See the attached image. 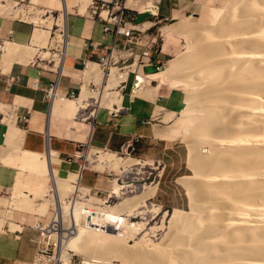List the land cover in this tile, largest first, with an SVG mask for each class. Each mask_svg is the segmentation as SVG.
<instances>
[{
	"label": "crops",
	"instance_id": "0c3cea01",
	"mask_svg": "<svg viewBox=\"0 0 264 264\" xmlns=\"http://www.w3.org/2000/svg\"><path fill=\"white\" fill-rule=\"evenodd\" d=\"M45 1L61 10V20L21 17L16 2L5 4L0 0V207L13 190L22 194L21 200L12 197L8 204L37 215L43 214L45 207H37L42 203L32 207L31 200L25 203L23 192L42 193L54 175L68 179L76 173L80 184L94 194L101 190L100 177L85 170L77 160L81 145L121 152L148 137L149 121L159 109L183 105V96L169 88L170 80L154 76L160 73L155 71L157 65L165 70L176 57L171 59L173 43L180 35L166 28L186 21L212 24L229 2L136 0L131 7L137 5V9L129 8L131 13L136 12L134 26L140 31L139 41L135 42L103 33L101 22L91 12L92 0ZM56 22L62 25L60 39L64 40L57 42L61 43L59 54L43 51L46 47L55 50L49 30ZM110 46L117 51L110 67L117 59L126 63L133 55L148 50L151 64H138L136 71L142 76L138 85H132L133 75H128L126 85L118 90L119 105L110 109L94 103L91 117L78 119L85 109L78 107L83 89L97 88L95 83H100L103 75L87 78L86 72L91 65L100 71L97 61ZM49 55L51 58H47ZM54 56L61 62L57 63ZM128 66L135 67L136 63ZM123 74L126 77L127 72ZM52 83L55 88L48 97ZM25 116L27 122L23 121ZM57 214L58 208L55 218ZM4 220L0 216V264H31L30 243L23 233L28 224ZM53 220L54 213L47 225Z\"/></svg>",
	"mask_w": 264,
	"mask_h": 264
},
{
	"label": "bare ground",
	"instance_id": "6f19581e",
	"mask_svg": "<svg viewBox=\"0 0 264 264\" xmlns=\"http://www.w3.org/2000/svg\"><path fill=\"white\" fill-rule=\"evenodd\" d=\"M252 2L250 3L252 8L260 10V15L262 13L264 15V0L259 4L257 0L255 1L257 4ZM253 5L258 6L253 7ZM232 21L220 23L215 28L205 27L206 29L201 32L202 35L197 36L195 42L190 43L191 49L188 55L179 62H174L170 68V78L178 74L182 68H191L183 81L190 82L193 86L197 83H208V85L205 84L206 88L190 93L192 98L190 111L196 113H192L194 116L186 119L195 125L194 132L192 131L194 133L192 136L195 137L190 139L194 140L197 137L199 139L207 135L210 137V143L213 142L206 155L198 151H195V158L192 155L197 165L196 175L199 178L196 184L193 186L191 184L198 195L196 213L194 212L195 215L192 218L186 219L177 213L178 211L174 212L168 228L169 230L177 229V233L173 235L168 245V252L164 250L167 255L164 253L166 256H162L163 259L159 255L163 251L160 250L161 252L157 254L159 250L156 249L157 251L154 252L147 248H145V257L142 258L143 249L139 250L140 247H137L139 251L137 249V252L132 251L123 247L124 240H120L118 243L120 246L117 244V248H120L113 251L112 247L110 250L111 253L115 252V256L118 251L117 257L124 261L123 264H264V54L262 51L264 49V46L262 47L264 16L263 23H255L250 30L246 21H242L240 26ZM188 24L187 22V24L173 26V31L183 35L189 27H192L191 33L198 28ZM204 39H209V42L212 39L214 43L201 46ZM110 65L111 63L104 70H107ZM93 66L91 65L88 70L90 75L99 73ZM109 71V75H104L102 81L107 77L109 81L116 83L123 78L122 73H119L115 67L111 66ZM161 71L154 76L163 78L167 72ZM103 85L105 89V83ZM198 86L202 88L201 85ZM231 92L237 95L235 100H230ZM103 93L92 94L84 88L79 99L81 106L78 107L84 108L85 101L93 97H97L102 103ZM218 106H230V108L237 106L239 113L237 116L234 115L236 118L231 119V122L228 121V125L224 124V128H210L212 125L215 126L214 120L220 121L216 117L220 115L216 114ZM220 117L223 115L221 114ZM196 144H191L193 145L191 147H195ZM52 178L54 179L53 198L59 204L57 219L55 224L53 220L51 225H45L40 230L49 236H57L60 251L58 254H60L56 264H61L65 259V249L69 246L76 247L79 242H82L83 235L88 232L84 220L85 216L94 212V208L88 209L90 213L83 212L84 208L82 209L81 206L71 209L64 201L66 189L73 192L75 197L83 193L89 194V189L80 184L81 179L78 174L70 175L68 179H62L56 175ZM65 181L71 183L77 181V185L74 183L75 185L68 186V182L65 184ZM21 195V193H14L13 200H21L19 197ZM23 201L25 203L28 201L25 196ZM119 218L118 220L121 221ZM180 224L183 226L180 227ZM87 236L93 238L90 235ZM89 241L92 240L89 239ZM181 242L187 244V247L183 248V244V247L179 245ZM83 247L85 246L81 247L84 250ZM99 250L95 248L92 252L98 255L106 253ZM86 261L87 264H95L97 261L105 262L97 258Z\"/></svg>",
	"mask_w": 264,
	"mask_h": 264
},
{
	"label": "rangeland",
	"instance_id": "374dc122",
	"mask_svg": "<svg viewBox=\"0 0 264 264\" xmlns=\"http://www.w3.org/2000/svg\"><path fill=\"white\" fill-rule=\"evenodd\" d=\"M7 1L17 3L15 5L16 8H20L21 10V13H18V16H32L38 18L50 17L53 21L61 20V10L54 9L53 7L49 6L46 4L45 0H1V2L5 4H7ZM255 1L229 0L225 8L218 12L217 19L212 24H205V22L202 23L198 21L192 23L191 21H187L189 23L188 26L192 24L191 26L195 25L193 27L198 28H196L195 31L191 33L190 29L192 27H189V29H186L185 34H179L180 36H178L176 41L173 43L174 51L172 52L171 56V59H173L176 55V57L173 59L175 61L171 60L172 62H169L166 69H162L164 72H167L162 78L163 81L170 80L168 83L169 88L173 89L177 93H180L184 98V103L178 109L164 108L159 109V112L156 115L153 114L148 124L150 127L149 135L148 137L143 138L142 142L131 145V147H129L124 153H114L105 151L104 149L93 148L88 145H81L79 147L77 160L81 162V165L85 168V170L95 172L100 177L99 180L102 181L101 190L97 191V194H94L90 188L84 187L82 185L84 188L89 189V194L85 195L83 191V194L75 197L73 192H69L66 189L64 192V201L68 208L72 209V207L81 206L82 209L84 208V211L82 210L83 212L89 211V213L90 210H93L94 208L93 211H96L99 214H97L96 218H93L92 226L88 224L85 216L86 221L84 220V222H86V224H83L86 225V228L88 227V234L85 233L83 235L84 237L82 242L77 244L79 247L73 246V249L72 246H69L67 247L68 249L66 248L67 250L65 249V259H63L61 264H80L82 260L92 258L104 260L110 264H123L124 261L117 257L118 251L116 252L117 256H115V252L111 253L110 250L112 247L113 251L119 249L120 247L117 248V246L119 245L118 243L120 240H124L123 247H127L132 251H135L137 247H140L139 250L143 249V252L140 251L142 252V258H144L146 254L145 248L154 250V252L159 250L156 252L157 254L163 251L161 252L162 254H159L161 257L167 255L165 252H168V245L173 239L172 237H174L177 233V229L169 230L168 228L170 226V219L174 212L178 211L177 213H180V215L184 216L186 219L192 218L196 213L195 208L197 205L198 195L197 192H195V190L191 187V184L192 186L196 184L199 178H197L196 175L197 165L194 163L195 161H193V156L195 158L194 154L197 151L206 155L210 150L211 143L213 144V142L210 143V137L207 135L202 136L203 139H198V137V140L196 138L194 140L190 139L194 136H192V134H194L192 131L194 132L195 125L194 123L186 121V119L190 116H194L192 113H196L195 111H190L192 106L190 103L192 100L191 94L196 93V91H199V89L202 90L203 88H206L208 83L202 82V84L197 83V85L193 86L190 85V82L187 83L183 81L184 78L190 73L189 71H191V68L180 69V72L178 74L176 73V75L173 76L174 79H172L173 77L170 78V68L174 62H179L188 55L191 49L190 43L195 42L197 36L202 35L201 32L206 29L205 27L209 26L208 28H212L211 26H213V28H215L220 23L232 20V23L235 22V24L237 23L236 25L239 24L238 26H240V23H243L242 21H246L249 25H247L249 28L248 30H250L251 27L253 28L255 23L257 24L259 22L262 24L264 22H262L264 16L263 13L260 15L261 11L252 8V4H250L251 2L257 4ZM261 1L262 0H257L258 4ZM135 2V0H126L125 5L127 8H133L135 10L137 9V5L131 7V5H133ZM256 6L253 5V7ZM41 11L44 13H41ZM187 22H179L174 25V27L183 23L187 24ZM58 25L59 24L56 22V25L52 26L49 30L52 39L51 45L53 48H55V50H51L49 47H46V49L43 51L59 54V47L61 43L57 42L62 41V38L60 39V29L62 28V25ZM172 27L173 26H170L169 28H166V30H173L174 27ZM210 41L211 42H209V39H204L203 42H201V46L214 43L212 39H210ZM263 46L264 45H262V47ZM262 51L264 54V49ZM47 58H51L50 55ZM57 60L58 58L56 59V62L58 63ZM52 63L54 65V61ZM135 63V67L128 66L134 65ZM138 64V59L135 58L134 60V56H132L128 62L114 65L113 67H115L117 71L123 75V78L117 80L116 83L109 81L107 77L104 78L103 82L102 78L106 74L109 75L110 71L108 69L102 70L103 68L99 66L100 72L98 66L94 65L93 67H96L98 72L102 73L103 76L101 77L100 83H95L98 86L97 88L94 87L87 90L92 94H100L101 92H104L102 95V100H104L102 103H100L97 97H93L88 99V101H85L83 104L85 109L80 111L78 119L91 117V112L94 110V106H92V104L94 103H97L101 107L110 109L115 108V106H113L114 104L119 105L121 97L118 90H120L121 86L126 85L128 81V75H133L132 85L134 86L140 84L142 81V76L138 75V72L136 71L138 69ZM89 69L90 68H88V70ZM88 70L86 72V77L90 78L91 75L88 73ZM126 72L127 75L125 77L123 73ZM99 73L94 75H98ZM104 83L106 85L105 89H103ZM198 85L203 86L201 88ZM92 90H94V92H92ZM236 96L237 95L234 94V92H231V99L228 97L227 99L235 100ZM238 113L239 110L237 106L235 108H230V106H218L216 114L220 115L216 117H218L220 121L214 120L216 128L214 125H212L210 128H224L223 125H228V121L231 122V119H235L236 117L234 115L237 116ZM221 114L223 117H220ZM194 143L197 144L192 148L191 146H193ZM202 145L204 146L202 147ZM67 182L68 181H65V184ZM76 182L77 181L71 183L69 181L67 185H75ZM47 183L48 184L46 185L45 189L40 194H30L23 192L26 195L27 200H31L30 202L32 207L36 204L42 203L39 206L37 205V207H45L43 214L37 215L27 208L17 209L11 203L8 204V200L11 202V199L14 195L13 190L8 195H6L8 199L5 201L4 205L0 207V216L5 217L4 222L12 223L14 220H17L20 223L28 224V227L26 230L24 229L23 233L26 235V241L30 243V249L32 251L31 264H56L59 257L58 255L60 254H58L60 251L58 247L57 236H49L40 230L43 226L49 223L52 213H54L55 218L56 210L57 208L59 209L57 200L53 198L54 179L52 178V183ZM180 215L179 217H182ZM117 217H120L119 219L121 221H119ZM56 219L57 217L55 220ZM53 224H55V221ZM182 226L183 224H180V227ZM87 235H90L93 238H88L89 236ZM84 238L87 239L85 240ZM89 239L92 241H89ZM93 242L94 244H92ZM81 244L85 246V248L83 247L84 250L81 248ZM87 244L91 245L88 246ZM182 244L183 242H181L179 245ZM183 245V248L187 247V244ZM99 247L102 249L100 248L99 250ZM91 248L93 250L96 248L97 251L102 250L106 253H101L103 254L102 256L101 254H94ZM85 249L89 250L90 252H86ZM105 249L106 251H104ZM91 252L92 254H89Z\"/></svg>",
	"mask_w": 264,
	"mask_h": 264
},
{
	"label": "built area",
	"instance_id": "2783aa9c",
	"mask_svg": "<svg viewBox=\"0 0 264 264\" xmlns=\"http://www.w3.org/2000/svg\"><path fill=\"white\" fill-rule=\"evenodd\" d=\"M6 1V0H4ZM126 0H92L91 2V12L92 14L101 22L102 31L103 33L113 34L115 37H123L125 39L138 42L140 31L135 28V21H136V12L131 13L129 8L125 6ZM157 44L155 41L154 45ZM151 49V48H150ZM2 49L0 48V56H1ZM117 52V51H116ZM114 46H110L108 53H106L103 57H100L97 61V64L103 68L102 70L106 69L109 62L114 60V56H116ZM134 60L135 58L138 59L139 64H146L150 65V55L149 50L144 51L141 54L133 55ZM116 60V59H115ZM123 59H117L114 62L116 64H124ZM164 68L163 65H157L155 67V71L159 72ZM55 88V83L50 85L49 93L47 94L48 97L51 96L53 89ZM28 116L23 117V121L27 122ZM131 147L127 145L123 148L121 152H126V150ZM105 151H108L104 149ZM97 212H92L86 216V220L88 224L92 226L93 218H96ZM36 264V263H35ZM80 264H87L86 260H82ZM95 264H109L101 261L95 262Z\"/></svg>",
	"mask_w": 264,
	"mask_h": 264
}]
</instances>
